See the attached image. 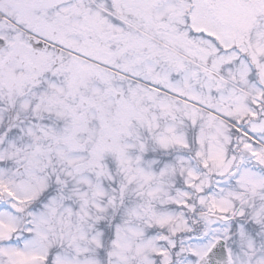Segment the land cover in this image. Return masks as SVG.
Instances as JSON below:
<instances>
[{"label":"snow or ice","instance_id":"snow-or-ice-1","mask_svg":"<svg viewBox=\"0 0 264 264\" xmlns=\"http://www.w3.org/2000/svg\"><path fill=\"white\" fill-rule=\"evenodd\" d=\"M0 264H264V0H0Z\"/></svg>","mask_w":264,"mask_h":264}]
</instances>
